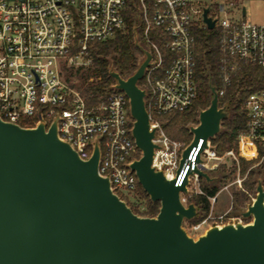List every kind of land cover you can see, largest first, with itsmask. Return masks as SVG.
Instances as JSON below:
<instances>
[{"label":"built area","instance_id":"2783aa9c","mask_svg":"<svg viewBox=\"0 0 264 264\" xmlns=\"http://www.w3.org/2000/svg\"><path fill=\"white\" fill-rule=\"evenodd\" d=\"M131 3L138 12L134 39L137 33L151 54L139 86L146 89L150 126L155 129L153 142L157 147L152 165L168 179L175 178L183 151L192 139L184 143L168 136L164 120L173 113L185 112L197 98L194 30L207 27L204 10L208 8L218 32L219 102L244 66L264 67V23L255 24L247 18L244 2L239 6L234 1H221L218 8L225 16L219 18L209 6H196L193 0H0V118L25 128L44 122L46 129L57 119L59 137L83 160L91 158L97 143L98 171L109 179L113 192L127 205L135 198L147 207L139 193L138 176L131 168L142 151L132 134L135 119L129 98L115 83L104 99L89 106L81 90L64 75L67 69L93 66L91 44L110 40L124 28V12ZM235 7L242 13L240 18L232 16ZM144 57L142 53L140 60ZM245 109L247 127L239 134L237 149L219 155L209 140L201 154L206 171L217 169L231 158L237 170L231 184L241 190L248 172L256 168L264 186V89L249 94ZM199 146H203V139ZM241 159L252 161L243 175ZM190 160L194 163L196 159ZM208 160L213 163L209 165ZM191 179L200 182L197 174ZM198 188L196 194L206 195L200 184ZM256 193L249 194L241 210L252 204ZM217 195L208 196V215L198 222L187 220L191 230L253 223V216L229 215L233 205L214 216ZM181 201L187 206L189 197L181 195Z\"/></svg>","mask_w":264,"mask_h":264},{"label":"water","instance_id":"95a60500","mask_svg":"<svg viewBox=\"0 0 264 264\" xmlns=\"http://www.w3.org/2000/svg\"><path fill=\"white\" fill-rule=\"evenodd\" d=\"M208 11L204 21L214 29ZM135 44L145 54L137 70L127 78L114 69L110 75L129 98L135 119L132 134L142 156L131 168L150 199L160 202L159 213L136 214L99 174L98 144L90 159H81L59 137L57 119L46 129L44 122L25 128L0 118V264H264L263 178H258L255 200L239 212L253 216V223L214 225L197 239L183 227L199 211L194 202L183 204L181 193H188L195 174L212 180L201 154L230 116L229 103L220 106L210 81L211 103L190 126L192 140L176 177L168 179L152 165L155 129L146 89L139 86L151 54L137 33Z\"/></svg>","mask_w":264,"mask_h":264},{"label":"trees","instance_id":"16d2710c","mask_svg":"<svg viewBox=\"0 0 264 264\" xmlns=\"http://www.w3.org/2000/svg\"><path fill=\"white\" fill-rule=\"evenodd\" d=\"M137 17V9L131 3L124 12V28L119 30L115 37L110 40L91 44L94 64L81 76L86 84L81 87L74 84L81 90L89 106H94L104 99L115 84L114 78L110 75L111 69L117 71L123 78H127L137 70L142 56L141 50L135 44L133 33ZM194 33L198 95L188 110L169 115V123L179 125L183 132L188 134L187 127L190 128L192 124H197L200 111L208 108L211 103L210 81L216 87L220 84L217 30L208 27H197ZM80 71L81 69L75 71L73 68L67 69V80L72 82L71 78L75 74L78 75ZM140 82L139 84H142V80ZM259 89H264V67L247 65L235 76L233 84L227 89L226 94L220 97L222 106L229 103L231 114L223 120L221 132L211 139L219 155H223L230 149H237L239 134L245 131L247 127L246 99L250 93ZM178 134L175 133L174 137L177 138ZM190 135L186 139V143L191 140ZM222 165L225 167L226 164ZM251 165L252 161L241 159V173L245 174ZM235 171L236 167L232 165L229 174L220 176L219 181H227ZM259 173L258 168L251 169L244 181V190L237 189L233 192L234 205L237 209H242L249 200V194L255 193ZM215 181L216 178L214 177L210 181L200 177V188L206 195L195 193L189 198V202H194L199 211L198 217L193 219L192 222H198L209 214L211 201L208 196H215L219 191ZM139 190L142 199L146 201L145 216H156L160 211V202L152 201L141 186Z\"/></svg>","mask_w":264,"mask_h":264},{"label":"rangeland","instance_id":"374dc122","mask_svg":"<svg viewBox=\"0 0 264 264\" xmlns=\"http://www.w3.org/2000/svg\"><path fill=\"white\" fill-rule=\"evenodd\" d=\"M221 1H234L239 6L242 4V2H244L247 7V18L252 23H255V24L264 23V1H261V0L259 1L257 0H193L196 6H199L202 8L205 6H209L211 13L214 16L223 18L225 14L221 12L218 8V4H220ZM232 16H234L235 18H240L242 16V13L240 12V10H238V7L234 8V11L232 12ZM87 69L88 68H82L78 75L75 74L74 77L71 78L72 83L78 87L84 86L86 83L84 82L81 76H83L87 72ZM75 70L76 69L74 68V71ZM64 75L65 77H67L68 75L67 72ZM169 122H170V117L167 116L164 120V125H165V132L168 136L178 141L184 142V143L187 142L186 139L188 138L190 134H191L190 136L192 139L193 135L190 131L189 126L187 127L189 131V134H188L187 132H183L182 128L179 127V125L177 126L176 124H170ZM192 125H195V124H192ZM175 133L177 134L179 133L177 138L174 137ZM208 163L209 165H211L213 163V160H208ZM225 164H226L225 167H223V165L222 166L220 165L216 170H208V173L210 174V176L216 178L215 184H217L219 187V191L217 195V202L215 203L214 209H213L214 216L223 214L231 207V205H233V210L231 211L229 215H237L241 211V209H237L236 206L234 205V198H233V192L237 190L238 186L235 184H231V182H233V180L237 176V170L231 174V177L227 181H222V180L219 181L220 176L229 174V172L231 171L232 165H233L231 158H227L225 160ZM258 176H259L258 178H261L262 177L261 173H259ZM199 184L191 179L188 184V193L187 194L181 193V195H186L190 198L193 194H195L196 190L199 189L198 188ZM128 203H129L128 205L131 207V209L136 214L140 216H145L146 207L140 204L138 199L136 201L135 198H132L128 200ZM183 227L188 232V234L194 237L195 239H197L200 235L205 233V230H200L197 232L191 230L190 222H188L187 220H184Z\"/></svg>","mask_w":264,"mask_h":264}]
</instances>
